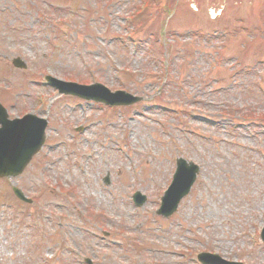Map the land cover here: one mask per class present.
I'll return each mask as SVG.
<instances>
[{
  "label": "rangeland",
  "instance_id": "obj_1",
  "mask_svg": "<svg viewBox=\"0 0 264 264\" xmlns=\"http://www.w3.org/2000/svg\"><path fill=\"white\" fill-rule=\"evenodd\" d=\"M9 1L23 14L0 12V101L11 116L49 113L51 127L16 179L35 206L13 203L0 180V202L14 204L0 205V264H201L202 251L264 264V0H75L88 20L70 19L73 0ZM126 32L122 50L112 36ZM14 55L26 69L10 66ZM40 70L143 100L80 108L43 86ZM180 156L200 173L162 219L159 195Z\"/></svg>",
  "mask_w": 264,
  "mask_h": 264
},
{
  "label": "water",
  "instance_id": "obj_2",
  "mask_svg": "<svg viewBox=\"0 0 264 264\" xmlns=\"http://www.w3.org/2000/svg\"><path fill=\"white\" fill-rule=\"evenodd\" d=\"M101 94L95 98L110 104H130L140 99L125 91L107 92V94L102 92ZM0 121L2 124L0 128V175L17 174L38 149L43 139V124H37L29 117L23 121H7L3 117ZM196 170L197 168L192 163L187 165L184 160H178V167L173 182L166 191L163 206L168 205L172 208L175 206L182 195L188 191ZM16 192L19 191L16 190ZM139 197L142 202L143 196H139L138 192L135 194V201Z\"/></svg>",
  "mask_w": 264,
  "mask_h": 264
}]
</instances>
